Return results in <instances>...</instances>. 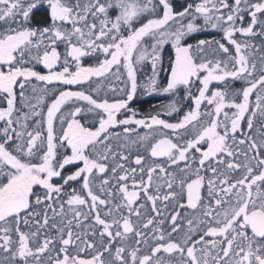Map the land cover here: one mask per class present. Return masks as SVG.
<instances>
[{
  "label": "snow or ice",
  "instance_id": "6c2138e0",
  "mask_svg": "<svg viewBox=\"0 0 264 264\" xmlns=\"http://www.w3.org/2000/svg\"><path fill=\"white\" fill-rule=\"evenodd\" d=\"M0 264H264V0H0Z\"/></svg>",
  "mask_w": 264,
  "mask_h": 264
},
{
  "label": "rangeland",
  "instance_id": "374dc122",
  "mask_svg": "<svg viewBox=\"0 0 264 264\" xmlns=\"http://www.w3.org/2000/svg\"><path fill=\"white\" fill-rule=\"evenodd\" d=\"M177 2H184V0H177ZM209 33L212 34L213 36H216L215 37L216 39H219L220 38V35H221L216 30L208 29L206 31V33H203V34H200V35H195L194 34V37L192 39H190L188 42L189 43H195L197 39H211V36L208 35ZM258 42L259 41H257V43ZM171 54L173 55L174 53H173V50L171 49L170 45H165V47H164V59H165V61H164V65H163V67L165 69H167V66H168L167 65V58H166V56L168 57ZM92 62L93 61H86V63H92ZM38 70H40V71H46V69H44L42 66H40L38 68ZM151 71L152 70H151L150 61H147L144 64L137 66V73H139L141 75L142 74H146L148 76V78L151 76ZM165 75L168 76V72L167 71H161L159 73L158 79H159V82H160V87L166 86L167 77ZM138 76L139 75H137V77ZM111 82H112V79L109 78L108 80L104 81V84H103V88H104L105 91H107V94H108L109 98H112V96H113V94L110 91H108ZM122 86H123L122 84L117 85V87H122ZM141 86H143V85L138 86L137 92L139 91V89H140L139 87H141ZM234 86H235V88H240L241 87V82H235ZM37 87L38 88L39 87H43V85L38 84ZM28 94L31 95V90L30 89H29V93ZM151 94L153 96H156L157 98L159 97L161 99H164L163 101H161L162 102L161 105H159L158 107H156V108L153 109V112L154 113L157 112V111H164V110H166V106L169 103H171L173 100H179V97L181 95H183L182 92L179 93L178 95H173V94H169V93H163V92H161L159 90H157L156 92H151ZM116 95L119 96V93H117ZM173 115L175 116V114H173Z\"/></svg>",
  "mask_w": 264,
  "mask_h": 264
},
{
  "label": "flooded vegetation",
  "instance_id": "af4514ba",
  "mask_svg": "<svg viewBox=\"0 0 264 264\" xmlns=\"http://www.w3.org/2000/svg\"><path fill=\"white\" fill-rule=\"evenodd\" d=\"M208 35H210L211 38L216 37L210 33ZM164 61H165V59H164ZM137 75H139L137 77L138 85L139 86L143 85V86L139 87L140 88L139 91L136 92V95H135L133 101L129 102V106L132 109H135L141 116L148 115V114H154L153 109L158 107L159 105H161V103H162L161 101H163L164 99H161L159 97L157 98L156 96H153L151 94V92H149L144 87V84L148 80V76L146 74L141 75V74L137 73ZM213 86H215V82H214ZM253 99H254V97H253ZM165 118H167V116H165ZM173 118H175L174 115H173Z\"/></svg>",
  "mask_w": 264,
  "mask_h": 264
},
{
  "label": "trees",
  "instance_id": "16d2710c",
  "mask_svg": "<svg viewBox=\"0 0 264 264\" xmlns=\"http://www.w3.org/2000/svg\"><path fill=\"white\" fill-rule=\"evenodd\" d=\"M172 55V54H171ZM166 58H168L167 56H166Z\"/></svg>",
  "mask_w": 264,
  "mask_h": 264
}]
</instances>
